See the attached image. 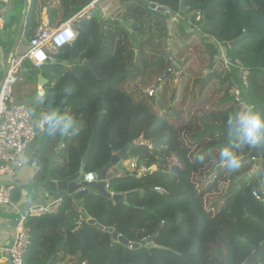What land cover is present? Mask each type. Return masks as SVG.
<instances>
[{"label": "trees", "instance_id": "obj_1", "mask_svg": "<svg viewBox=\"0 0 264 264\" xmlns=\"http://www.w3.org/2000/svg\"><path fill=\"white\" fill-rule=\"evenodd\" d=\"M92 1L59 0L58 7L50 10L49 23H55L59 14L60 23L80 16ZM180 2L119 0L117 19L103 20L97 8L89 18L76 17L75 40L58 49L52 55L54 63L42 68L48 82L41 104L48 112L72 113L79 128L64 135L57 151L63 135L49 133L46 127L40 148L43 170L36 173L37 180L48 176L49 181H65L76 175L87 150L83 171L96 173L138 138L148 140L150 147L133 144L127 155L137 156L147 167L156 166L157 171L139 179L123 171L108 181L114 194L131 195L123 201L127 204L112 207L111 200L93 195L81 202L78 211L65 197L56 215L29 217L30 246L24 264H46L66 247L63 233L67 257L74 259L67 264H264V254L252 259L264 246V139L255 145L244 143L236 128L229 127V117L238 112L228 94L232 75L217 61V46L222 45L229 58L243 63L249 72L246 99L264 115V0H184L185 12L180 11ZM31 4L26 22L29 40L35 34L36 0ZM149 4L165 8L168 16L152 11ZM197 12L202 16L197 25L203 28L194 33L208 53L207 68L214 69L206 78L208 84L199 77L195 87L210 92L214 88L217 100L209 104L206 96L196 97L188 81L183 82V72L194 66L188 51L192 35L184 22L194 23ZM176 15L179 21L174 20ZM168 62L174 65L168 68ZM168 69L148 96L144 91L151 90ZM173 109L176 114L171 118ZM254 146L260 153L258 167L253 160L234 166L221 160L225 148L238 161ZM171 157L181 167L178 174L169 172ZM145 186L162 187L167 194L139 193ZM80 209L130 243L155 235L160 248L130 250L113 243L109 234L86 223ZM79 217L83 223L71 234ZM53 221L67 226L52 231Z\"/></svg>", "mask_w": 264, "mask_h": 264}, {"label": "built area", "instance_id": "obj_2", "mask_svg": "<svg viewBox=\"0 0 264 264\" xmlns=\"http://www.w3.org/2000/svg\"><path fill=\"white\" fill-rule=\"evenodd\" d=\"M98 0H95V2ZM10 0H0V39H2V27L4 18L9 8ZM157 5L150 8L152 11H159ZM108 9V6H105ZM165 15L168 16V11L165 9ZM176 21L180 17L176 15ZM174 18V20H175ZM67 21L58 27H40L35 35L28 41L27 49L24 53H18L16 50L10 54L5 61V72L0 83V179H14L20 170L25 166L22 159V154L27 146L37 138L38 134H43L47 125L43 122V117L48 113L46 109L41 110L37 117H33V112L28 108V104L17 99L15 89L18 85L23 84L26 77L30 74L31 68L40 69L48 61L51 60V53H47V48L51 51L71 44L76 38V30L72 21ZM202 16L199 12L195 14L194 23L186 22L185 28H190V31L200 32L203 25L201 22ZM217 61L222 63L224 68L232 75L231 87L228 94L232 98L233 103L238 109V112L250 105L246 99L248 88L249 72L238 60L228 57L226 49L222 45L217 46ZM214 67L207 68L203 71L204 76L212 74ZM169 70V69H168ZM170 72V70H169ZM152 90H149L151 95ZM37 108L40 106L37 104ZM139 146H148L146 142H140ZM149 147V146H148ZM123 166L129 175L136 179L151 173L153 167H147L140 163L137 156L127 155L123 161ZM125 171V172H126ZM120 176L119 174L117 175ZM95 180L88 181L81 190H85L87 185H92ZM105 190L113 196L110 191L108 182L105 184ZM139 192L142 189L138 190ZM153 192L166 195V189L162 187H153ZM12 187L0 182V213L10 207L16 215L15 226L13 228L14 235L10 246L3 248L2 251L7 256L9 264H24V255L30 246L29 228L27 221L33 216H53L59 212L62 199L49 200L43 204L31 205L25 210H20L12 203ZM257 199H259L257 197ZM86 264V263H74Z\"/></svg>", "mask_w": 264, "mask_h": 264}, {"label": "crops", "instance_id": "obj_3", "mask_svg": "<svg viewBox=\"0 0 264 264\" xmlns=\"http://www.w3.org/2000/svg\"><path fill=\"white\" fill-rule=\"evenodd\" d=\"M101 1L102 0H98L95 2V0H93L81 12L80 16L76 15L75 17L89 18L91 16V12L93 8L95 9L96 8L95 6L98 3H101ZM106 1L108 0H105L104 2ZM31 2L32 0H10L9 2V8L5 15L4 25L2 27L3 37L2 39H0V83L4 76L5 61L7 57L10 54H12L15 50L18 53H24L27 49L29 38L27 37V34H26V22H27V14L32 5ZM58 4H59V0H36L35 11H34L35 19H36V27L34 28L35 33L40 27L46 26L50 28H55L75 18L73 17L72 19H69L65 22L61 21L60 23L61 14H59V17L55 23L53 24L49 23L50 10L51 8L53 9V8L58 7ZM105 6H108L109 8L110 5L106 4ZM89 8H92V10H90ZM76 22H77L76 20L72 21V24L74 25L75 29H77ZM50 53L52 56L56 52L51 51L49 52V54ZM27 65L28 67L31 68V72L26 77V80L24 81V83L16 87L15 96L17 99L21 100L22 102L27 103L28 108H30V110L33 112L36 109L38 98L37 100H35L36 98H31V97H33L34 94H37L38 89L44 90V87H42L39 83V77L40 76L43 78L45 77L43 76L42 68L35 69V68H32L30 64L27 63ZM205 69L206 68L202 69L201 74ZM63 142H64V135L59 140V143L56 149L57 151L60 150V147L62 146ZM37 145H38L37 138L29 144V146L27 147L25 151L24 158H23L25 162V166L20 170V172L17 174V176L14 179H7V178L0 179V182L4 184L7 183V185L12 187V198H11L12 203L22 211L31 205L43 204L51 199L50 198L47 200L45 196L46 191L43 188L38 187V184L42 182L36 179V173L39 170L34 169L33 167L27 165L29 158H31V156H33L34 153L37 151ZM40 148H41V142L39 143V150L41 152ZM51 162L47 163V166L44 168L46 175H48V172L50 170L49 165L51 164ZM44 180H48V176H45V179H43V181ZM95 196L100 198L99 194H96ZM124 204H127L126 201ZM115 206L116 204L113 203L112 207H115ZM63 215L67 216V211H64ZM15 219H16V215L14 214L13 210L10 207L4 208L0 213V264H9L8 258L4 254L2 249L10 246L11 244V240L14 235L13 228L15 226ZM81 221H83V218L79 217L77 222L75 223L76 228L75 230L71 231V234L75 233L81 227V224L78 225L79 222ZM59 222L53 221L49 225L50 229H52V231H55V232L64 230V227L67 225H65L63 222H60V223ZM160 227H162V225H160ZM118 234H121V233L118 232ZM63 235H64L63 237L65 239L66 247L59 252H55L54 255L48 260L46 264H67V262L74 260L73 257H67V234L63 233ZM151 236H155V235H151ZM151 236H147L146 238L151 237ZM111 242L113 241L111 240ZM151 244L153 246L152 248H160L155 243V237ZM110 245L112 246V243ZM127 248L130 249V247H127Z\"/></svg>", "mask_w": 264, "mask_h": 264}, {"label": "water", "instance_id": "obj_4", "mask_svg": "<svg viewBox=\"0 0 264 264\" xmlns=\"http://www.w3.org/2000/svg\"><path fill=\"white\" fill-rule=\"evenodd\" d=\"M148 6H149V8H154L156 5L155 4H149ZM186 9L187 8L184 6V0H181L180 11L185 12ZM159 12L165 13V8H159ZM236 42H237V40L230 42L228 44L229 47H232ZM164 54L167 56L166 51L164 52ZM50 63H54V61H51ZM57 63L62 64L63 66H69V62L65 63V62H59L58 61ZM83 65L90 69L89 62H84ZM172 65H174V64H172ZM172 65L170 62L167 63L168 68L171 67ZM168 73H169V70H167L166 74L161 76V79H159L157 81V83L151 88V90L154 89L158 85L160 80L164 79V77L166 75H168ZM178 77H179V74L176 75V78H178ZM210 77H211V75H208L207 79H209ZM47 82H48L47 79H45L41 76L39 77V83L42 87H44L45 84H47ZM37 104H39V103H37ZM44 109H45V107L43 105H40V109L37 108V106H36V109L33 111V117L36 118L37 114L41 110H44ZM42 138H43V134H38V136H37V142H38L37 151L34 153L33 156H31V158H29V160L27 162L28 166H31L37 170H43V166L40 162V150H39V143L41 142ZM132 146H133V143H129L128 146L124 147L119 152L114 153L110 158V162L106 166H104L102 169H100L96 173H92V174H85L83 171V167L86 164L87 157L89 154V150H87L85 152L83 158H82V165L80 167L79 173L68 178L65 181L44 180L38 184V187H41L46 191L45 196H46L47 200L50 198H51V200L63 199L65 197L70 198L73 202L72 203L73 207L75 208V210H78V211L80 208L81 201H83L84 199H86L89 196H93L96 194L101 195L103 198H105L107 200H111L115 204L121 203L124 201L125 197L127 198L131 195L128 194V195L124 196V195L114 194L113 196H111L105 190V184L110 179L116 177L117 174L123 173V161L125 160V156L127 155L129 148ZM249 160L255 161V167H258L260 165V162H261L260 161V154H259V148L257 146L253 147L252 151L249 153L248 156L238 160L236 164H230V166H234V165H237L238 163H241L244 161H249ZM219 165L221 166L222 163H220ZM180 171H181V168L179 165H173L169 169V172L172 174H178ZM245 177H248V176L245 175ZM91 180L96 181L94 183V185H90L85 190H81L83 185L86 182L91 181ZM148 190L152 191L153 186H145L144 188H142V192H146ZM80 213L85 218L86 223L88 225L93 226L94 228L109 234L111 237V240L117 244H121L124 247H130V249H132V250L139 249L140 247H146V248H152L153 247L151 243H152L155 236L145 238L144 240H142L139 243H130L124 236H122L121 234H118V232L116 230H114L113 228L103 227L99 223H97L95 220L90 219L89 216L82 209H80ZM249 248L251 249L250 246H249ZM263 254H264V246L261 248V250L258 253L253 255L252 259L257 258L258 256H262Z\"/></svg>", "mask_w": 264, "mask_h": 264}, {"label": "clouds", "instance_id": "obj_5", "mask_svg": "<svg viewBox=\"0 0 264 264\" xmlns=\"http://www.w3.org/2000/svg\"><path fill=\"white\" fill-rule=\"evenodd\" d=\"M99 15H100V12H99ZM102 19L104 20V18ZM74 20H76V17ZM76 36H77V30H76ZM54 51L56 52L57 50H54ZM50 57H51V60L48 61L49 63L51 61H54L52 56ZM48 62L46 64H49ZM208 75H211V74H208ZM45 94L46 93L43 89H38L37 97H38L39 106L41 104L40 99H42ZM43 122L47 125V130L49 131V133H52V134L68 135V134L74 133L79 128L78 119L70 112H59L57 110H52L44 115ZM227 123L229 127L236 128L237 132L239 133L244 143L255 145V144H258L261 141V139H264V115L255 111L254 106L252 105H247L246 107L241 109L239 112H237L234 116H230ZM220 157L223 162H226L228 164L237 163V157L234 155V153L231 150L227 148L221 151ZM123 171L125 172L124 166H123ZM89 186L90 185H87V188ZM140 193H142V191Z\"/></svg>", "mask_w": 264, "mask_h": 264}, {"label": "rangeland", "instance_id": "obj_6", "mask_svg": "<svg viewBox=\"0 0 264 264\" xmlns=\"http://www.w3.org/2000/svg\"><path fill=\"white\" fill-rule=\"evenodd\" d=\"M104 1L105 0H102L101 3H98L95 6L98 10L100 9V11H99L100 12V17L104 18V20L117 19L120 16V13H121V9L119 7V0H108L106 2H104ZM106 4L110 5L107 10L105 9V5ZM89 9L92 10V8H89ZM88 13H90V12H88ZM175 21H176V18H175ZM167 23H168V26H169L168 28H170V26L172 24V21L169 20ZM184 24H186V22H184ZM186 32H189V34H191L193 36V37L192 36L190 37V40H193V41H192V43L189 42L188 51L193 55V65L194 66L190 67L189 71L183 72V78L185 79L183 82L185 83L186 81H188L187 83L190 85V87H192V89H194L193 93H195L197 95L196 97L199 98L200 95L206 96L207 97V103L206 104H209L210 101L211 102H215L217 100V96L214 94V88L211 89V92H210V90L207 89V88H203L202 90L201 89L199 90V86L198 85H196V87H195V81H197L199 77L205 79L204 83L208 84V83H206V78L208 76H204L203 72L201 74V71H202L203 68H207L208 67L209 59H208V53L204 49L203 44L201 42L197 41V39H196V36H198V34L194 33V32H197V31H190V28H186ZM202 55H203V59H202ZM183 62H185V60H183ZM173 77H175L174 83L177 82L179 77L178 78H176V76H173ZM181 82H182V78L180 79V83ZM144 92L148 96H151L149 94V90H145ZM208 95H210V96H208ZM31 98H36L35 100H37V98H38L37 94H34L33 97H31ZM146 98H144V99H146ZM189 100H190V98L188 97V101L184 102L185 103L184 104V108H185V105H187L189 103ZM175 114H176V111L173 109L172 112L169 114V116L171 118H173L175 116ZM140 142H146L148 144V146L150 147L149 141L148 140H143L142 138H138V139L134 140V142H132V143H134V145H139ZM24 154H25V152L22 154V159L24 158ZM168 164H169L170 167L173 166V165H178V163H177V161H176V159L174 157H171L168 160ZM152 167H153V169L151 170V173L156 172L157 171V167L156 166H152ZM252 168L254 169V166ZM127 172L128 171H126V173ZM129 174H131V173H129ZM166 185H167V183H165V186ZM178 217H180V216H178ZM82 223H83V221L79 222L78 225H80ZM113 248H115V247H113Z\"/></svg>", "mask_w": 264, "mask_h": 264}, {"label": "bare ground", "instance_id": "obj_7", "mask_svg": "<svg viewBox=\"0 0 264 264\" xmlns=\"http://www.w3.org/2000/svg\"><path fill=\"white\" fill-rule=\"evenodd\" d=\"M49 52H51V50L49 48H47V53L49 54Z\"/></svg>", "mask_w": 264, "mask_h": 264}]
</instances>
